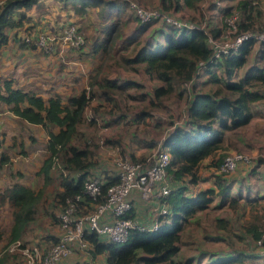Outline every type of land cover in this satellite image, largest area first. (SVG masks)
<instances>
[{
	"label": "crops",
	"instance_id": "1",
	"mask_svg": "<svg viewBox=\"0 0 264 264\" xmlns=\"http://www.w3.org/2000/svg\"><path fill=\"white\" fill-rule=\"evenodd\" d=\"M140 1L143 4H151V6L162 5V0ZM240 1L201 0L198 8L183 4L179 12H189L191 19L193 18L197 22L201 20L209 23L212 27H217L223 25V14L231 6V3L239 4ZM259 1L261 14L258 24L264 26V0ZM66 2L63 0H42V4H35L27 9L28 18L24 20L22 25L4 27L8 39L4 42L0 41V76L12 79L14 86H22L41 94L46 102L56 93H60L63 96V101H67L69 96L67 94L77 90L76 84L72 80L81 79L82 82L84 80L81 88L75 94L86 88L91 89L93 95L84 110V121L79 127L78 134L72 138V144L81 148L88 147L91 152V162L84 170L71 169L65 170V173H69L71 177L76 179L84 171H87L90 175H112L114 165L117 164L118 166V160L122 158H142L152 149V145L163 139L176 125L184 124L181 116L185 113L189 97H191V93L189 94L188 91L191 89L192 80L185 82L180 87H174L169 93L157 96L156 88L164 84V81L150 74L146 70L144 62L130 64L122 59L124 53L121 54V51H128L130 46L134 48L146 41H153L155 45L164 43L161 26L156 24L158 27H153V22H140L130 8L129 0H103L102 3L87 4L86 9L83 11H77L72 0L69 4ZM66 4L70 6H66ZM78 4L80 3L78 2ZM75 10L78 12L77 15L91 17V14H102L103 17L102 20L101 18H95L100 20L102 25L99 26V30L91 31L92 36L90 37L89 46L87 45L84 48L88 47L85 53H81L80 60L77 59L75 53L69 54L66 50L46 52L39 46L22 41L23 35L32 29L31 25L36 22L38 15L40 20L37 22V26H41L42 22L48 21L56 14H60L59 17L65 19L67 13L73 15L76 12ZM90 11L92 13L88 14L87 12ZM113 22L117 23V38L115 37L113 42L109 44L106 42L105 37L110 24ZM131 51L133 49L129 53ZM99 52L102 54L101 59L98 58ZM93 59L99 60L91 62ZM257 68L264 69V41H256L248 53L246 61L233 72L231 80H240ZM216 72L219 76L226 74L223 67H217ZM106 77L117 79L121 82L120 87L115 90L102 87L101 82H104ZM212 81L210 74H205L197 80L196 85L198 88L207 91L211 87H217L218 83ZM251 86L261 92V97L252 102L253 116L251 121L245 125L223 131L224 147L202 161L198 172L200 179L197 183H190L189 176L181 182L171 180L172 188L178 185H187L186 194L189 196H194L206 188H215L217 191L210 206L205 210L198 211L196 216L186 222L182 232V243L177 258L182 260L192 259V264H212L224 258H231L235 254L210 253L208 249H204L201 242L196 247L197 253H187L189 247L194 248L190 245L194 242L191 239L193 231L202 224L201 216L205 215L209 209L230 207L231 212L229 215L216 217L213 225L226 234H233L244 240L242 234L232 232L234 221L232 215L235 214L238 218H240V215L244 217L245 212H248L246 208L252 207V209H255L261 204L264 205V157H260L257 163L251 161L239 164L238 169H245V167H248V169L242 177L241 185L243 188H239L237 192L233 191V187L235 183L239 182V179L233 183L229 178V174H222L229 185V190L226 193L219 191L216 185L217 175L215 176L212 173L211 176H202L200 174L203 162L209 160L210 165H213V161L223 155V151L239 149V145L250 149L256 147L257 151L261 146L264 150V79ZM107 93L111 96V99L107 98ZM175 94L185 100L184 106L182 105V115L177 111L175 103L167 101L172 96L176 97ZM155 110L165 113L166 116L157 115ZM173 115L176 117L180 115L179 123L175 124ZM54 130L58 131L59 127H54ZM48 142L49 135L42 124L26 120V118L15 113L10 108V104L0 100V192L11 187L14 183H22L31 187L40 195L36 212L40 210L41 212L50 213L51 208L61 209L58 193L62 192L64 188L61 184V167L58 162L51 163L48 172L49 180L46 179L45 174L41 173L44 163L50 157ZM104 153L106 155H103ZM254 174H257L263 184L254 180ZM205 180H212L213 185H201ZM161 184V182L156 184L155 191L159 190ZM246 188L249 190L256 189V192L251 191L252 193L255 192L256 195L243 193ZM234 198L237 199L238 204L232 206ZM132 200L134 203L133 218L146 229L152 230V226L160 216V211L166 202L156 196L144 198L137 189L132 191ZM217 200H219V203H216ZM4 214H7L6 220L9 224V232L7 230L0 241V249L6 236L9 237V245L0 254V260L3 259L2 264H25L21 250L19 248L10 249L15 241L10 242L13 208L9 201L0 202V222L4 218ZM50 215L45 216L42 226H39L40 229H34V232L43 235L41 239L36 241L33 237L27 238L29 228H33L37 222L35 213V218L28 223L19 238L21 247H35L41 252H45L50 243L57 240L60 234L58 226L53 228V231L44 229L47 219L53 216L51 213ZM221 217L229 220L230 230H224L216 226V220ZM250 225L254 224L244 223L243 227L247 238L253 236L246 227ZM256 226L260 229V225ZM206 236L211 238V241L225 242L224 238H226L223 235L209 236L205 234L204 237ZM255 240L256 238L253 241ZM229 243H235L232 237L228 239V246ZM255 246L260 251L253 252L256 255H251V253V257L257 256L264 259V246L258 244ZM241 253L244 254L242 260H232L231 258V260L219 264L242 262L245 257L249 256L247 252L241 251ZM90 260H93L95 264H108L105 253L92 257L89 251H74L69 257L63 259L60 264H83ZM262 264H264L263 261Z\"/></svg>",
	"mask_w": 264,
	"mask_h": 264
},
{
	"label": "trees",
	"instance_id": "2",
	"mask_svg": "<svg viewBox=\"0 0 264 264\" xmlns=\"http://www.w3.org/2000/svg\"><path fill=\"white\" fill-rule=\"evenodd\" d=\"M200 1L162 0L161 7L171 12H179L183 4L198 8ZM102 2L103 0H72L77 11L85 10L87 4ZM259 3L260 1L253 3L251 0H241L236 4V8L240 11L238 19L240 30L264 29V26L258 24L261 14ZM35 4H42V0L0 2V41L4 42L8 39L4 27L22 25L28 18L27 9ZM229 8L223 15L232 11L233 8ZM138 20L143 22L139 18ZM191 20L195 21L193 18ZM195 23L198 25L191 28H179L163 23L161 28L164 43L155 45L153 41H146L132 48L131 53L122 55V59L130 64L144 62L150 74L164 81V84L156 88L157 96L169 93L174 87H180L192 80L191 89L188 91L191 97L185 113L181 116L185 125H176L163 139L152 145V149L163 145L169 150L171 161L168 173L171 179L181 182L189 176L190 183L199 181L198 172L202 161L224 147L223 131L251 121L252 102L261 97V92L253 89L251 85L264 79V69L257 68L240 80H231L235 69L246 61L248 53L256 43L255 38L244 40L236 49L211 61L213 49L208 41L209 33L217 36L222 32L223 26L212 27L201 20ZM117 32V23H111L105 37L106 42L111 44ZM201 63L207 65L202 72L197 73ZM217 67H223L226 74L219 76L216 72ZM205 74H210L212 82L218 83L217 87H211L207 91L197 87V80ZM120 83L117 79L106 77L104 82H101V86L115 90L120 87ZM185 89L187 90L186 87ZM92 95L91 89L85 88L78 94L69 95L67 101H63V96L56 93L46 102L41 94L22 86H14L12 79L0 76V100L10 104V108L26 120L42 124L49 135L50 157L44 163L41 173L49 180L51 163L60 164L61 184L64 188L58 193L61 207L66 204L68 198L84 194V182L91 176L84 171L76 179L65 173V170H84L91 162L89 148L76 147L72 144V138L78 134L79 127L84 121V110ZM107 98L111 99L108 93ZM56 126L59 127L58 131L53 129ZM224 157L225 154L220 155L213 161V165L219 169ZM222 174L224 173L221 172L216 176V185L221 193H226L229 185ZM104 180L102 194L97 201L107 198L108 188L118 180V177L107 175L104 176ZM186 190L187 185H178L168 194L160 197L169 205V212L159 216V227L155 230L132 229L125 242L105 241L96 232L88 231L87 238L90 242L88 251L91 256L96 257L105 253L108 264H192V259L177 258L182 243V232L186 222L196 216L198 211L210 206L217 191L215 188H206L194 196H189ZM39 197L34 189L22 183H14L0 192V202L9 201L13 208L10 242L19 240L28 223L35 218ZM85 197L84 211H88L94 207L96 201L91 202L88 196ZM237 204V199L234 198L232 206ZM129 216H133V212ZM229 223V220L223 217L216 220V226L224 230H230ZM246 227L256 241L264 233L256 225ZM4 235L5 230L0 222V241ZM243 256V253L238 252L231 258L242 260ZM231 258H224L212 264L226 262ZM24 262L27 264L25 259ZM2 263L3 259L0 260V264Z\"/></svg>",
	"mask_w": 264,
	"mask_h": 264
},
{
	"label": "built area",
	"instance_id": "3",
	"mask_svg": "<svg viewBox=\"0 0 264 264\" xmlns=\"http://www.w3.org/2000/svg\"><path fill=\"white\" fill-rule=\"evenodd\" d=\"M2 0H0L1 2ZM258 3L259 0H251ZM129 6L135 15L143 22H158L175 25L179 28L194 27L198 24L183 19L175 12L165 10L160 6H148L138 0H129ZM240 11L233 8L223 18L222 32L214 36L209 33L208 41L213 49L212 59L221 58L225 53L236 49L248 38H255L256 41H264V29L262 30H240L238 19ZM64 42L73 48H81L85 45V37L79 32L74 24L68 25L61 34ZM31 37L27 36L29 40ZM32 40V38H31ZM32 43V42H28ZM37 45L44 50L52 51L54 46L47 43L44 34L38 37ZM207 63H201L197 73L202 72ZM158 147V148H157ZM156 152L149 159L124 158L118 161V180L113 183L107 191V198L97 201L102 194L104 176L91 175L84 182V194L68 198L66 204L61 207L59 216L61 222V234L56 243L45 252L35 247H21L19 240L15 241L11 250L19 248L27 264H60L73 251H87L90 242L87 232L94 231L103 240L109 242H125L130 236L132 229L145 230L146 227L135 221L133 216L134 203L132 191L137 189L144 198L151 196L162 197L168 194L171 187V176L168 167L171 155L163 145L157 146ZM252 158L243 152H233L226 155L219 167V171L228 174L236 170L241 162L249 163ZM161 182L159 190L155 186ZM85 196L91 202H95L91 210L84 211ZM169 212V205L161 209L160 215ZM159 217L152 226V230L159 227ZM258 245H264V233L257 241ZM83 264H94L92 260Z\"/></svg>",
	"mask_w": 264,
	"mask_h": 264
},
{
	"label": "rangeland",
	"instance_id": "4",
	"mask_svg": "<svg viewBox=\"0 0 264 264\" xmlns=\"http://www.w3.org/2000/svg\"><path fill=\"white\" fill-rule=\"evenodd\" d=\"M138 1H140V0H138ZM64 2H66V1H64ZM66 3H68V4L71 3V0H68ZM68 4H66V6ZM145 5L151 6V4H145ZM68 6H70V5H68ZM229 7L236 8V4H232L231 3V6H229ZM182 12H175V13L178 14L179 16H181L183 19H187V20L192 21L191 18L189 17L190 16L189 12H184V11H182ZM87 13L88 14L92 13V11L87 12ZM77 14H78L77 11L74 12L73 15L71 13H67L66 14L67 18H65V19H61L59 17L60 14H56L55 16H52L48 21L42 22L40 24L41 26H37V22L40 20V17L38 15V19H36V22L33 25H31L32 29L28 30L23 35L22 41L23 42L25 41L26 43H28L30 41L32 43H28V44H30V45L34 44L35 46H38L37 43H36V42H38V37L41 36L42 34H44L45 37H46L47 43L50 42L54 46L53 52L55 50L58 51V52L66 50L69 54L75 53L77 55L76 56L77 59L80 60V58L82 56L81 53L82 52L85 53V51L87 50L88 47L86 49H84V48L87 45L89 46L90 37L92 36L91 35V31L99 30V26L102 25L101 21L97 20L95 18H101V20H102L103 17H102V14H99V15H92L91 14V17L82 16L81 14L77 15ZM223 16H225V15H223ZM90 20H96V21H92L91 22ZM192 22H197V20L192 21ZM70 24H74L78 28L79 32H81L84 35L86 42H85V45L83 47H81V48H73L69 44L64 42L63 38L61 37V34L64 32V29ZM156 24L158 26H161L163 24V22L154 21L153 22V27H158V26H156ZM42 26H44L45 28L42 27ZM27 36L31 37L32 40H31V38L29 40H27L26 39ZM118 41H120V39H118ZM41 49L44 50L43 48H41ZM131 49H132V46L129 47L128 51H121V54H123V53L124 54H129V51ZM44 51L49 52L47 50H44ZM98 58L99 59L102 58V54L100 52L98 53ZM99 59H93V60H91V62H97ZM72 81L76 84L75 85L76 89H77L76 91H78L81 88L82 83L84 82V80L82 82L81 79L72 80ZM52 83H54V82H52ZM76 91L75 92H71V93H69L67 95L75 94ZM178 97H179L178 95H176V97L172 96L167 101L170 102V103H175V106H177V109H178L177 111H179L180 115H182L183 112H181V111H182V108H183V106L185 104V102H184L185 100H183V98H180V97L178 98ZM155 112H156L157 115L162 114V115L166 116L165 113H163V112H161L159 110H155ZM173 116L175 118V120H174L175 124L179 123L180 122L179 116L178 117H176L175 115H173ZM53 129H54V127H53ZM157 148L150 149L145 155L142 156V157H144L142 159L146 160V159L151 158L154 155V153L157 151L156 150ZM259 148H260L259 151H257L256 147L250 149V148H248L246 146L239 145V149L223 151V154H225V156H226V155H228L230 153H233V152H243V153L249 155L252 158V161L257 163L258 159L260 157H264V150H262L263 148L261 146ZM103 155H106V154L104 153ZM122 159H124V158H122ZM122 159H120V160H122ZM137 159H140V158H137ZM118 161H117V163H118ZM246 169H248V167H245V169L244 168H240V169L237 168L233 172L228 173L229 174V178L232 180L233 183L235 181H237V179H239V182L235 183V185L233 187V191L234 192H237V190L239 188H241V189L243 188V186L241 185L242 184V177H243V174L245 173ZM118 171H119V166H117V164H116V166L114 165L111 174L112 175H117ZM212 173L216 176V175L220 174V171H219V169L215 168V166L210 165V161L209 160H206L205 162H203V164L201 166L200 174L202 176H204V175L205 176H211ZM254 176H255V178H254L255 181L256 180L257 181L261 180L257 176V174H254ZM261 183L263 184V182H261ZM201 185H203V186H209L210 185L211 186V185H213V181L212 180H205V181H203L201 183ZM201 185H199V186H201ZM251 191H255L256 192V189L249 190L248 188H246V189H244L243 193L250 194V193H252ZM255 192L252 193L253 196L256 195ZM216 203H219V200H217ZM51 209L52 210L49 211V212L51 214H53V216L51 217L52 219L51 218L47 219L46 226L44 227V229L46 228L48 230H52L53 231V228H57V226H58L59 229H60V234H61V222H60V218H59V216L61 214V211L58 210V209H54V208H51ZM246 210H248V212L247 211L245 212L244 217L240 215V218H238V217H236L235 214L232 215L234 217L232 232H236V233L242 234L244 236V238H243L244 240L238 238L236 235L229 234V233L226 234L224 231L215 228L214 225H213L214 224L213 223L214 219L216 217H218V216H225L226 217V216L229 215V213L231 212L230 207H223V208H220V209H217V208H213L212 209L211 208V209L208 210V212L205 215L203 214V216H201L202 217L201 218L202 224H200V226L198 228L194 229L193 234H192V238H191L194 242L190 244L191 246H194V248H190L189 247L187 253H189V254L197 253L198 250H196V247L201 242V245L204 247V249H208V251H210V253H213V254L218 253V254H226L227 255L228 253L229 254L230 253L233 254V253H238V252H241V251L249 253V256L247 258L245 257V259L242 262H236V263H231V264H262V261L264 262L263 258H259L257 256H255V257L252 256L251 257V255H253V254L256 255V253H253V252L260 251V249H257V247L255 246L257 244L258 240L257 241L256 240L253 241L254 238H253L252 235H251L252 238H247L245 230L243 229V227H244V223L245 224L246 223H252L254 225H260V229L262 231H264V205L261 204L260 206H258L255 209H252V207H248V209L246 208ZM43 213H44V215H43ZM50 213H47L45 211L41 212L40 210L36 212V219H37L36 224H37V226H36V224H34L33 228H29V232H28L27 238L33 237L37 241L38 239H41L43 237V235H41L42 233H39V232L36 233V232H34V229H40V227L42 226V223L44 222L45 216H47V214L50 215ZM9 215H10V213H9ZM3 216H4V218L1 219V224H2L3 229L5 230V234H6L7 230L9 232V226H8L9 224L7 223L8 221L6 220L7 214H4ZM205 234H208L209 236H212V235H223L227 239L224 238L225 242H223V241H211V238H208L207 236L204 237ZM231 237L233 238L235 243H229V246H228L227 242H228V239H231ZM8 240H9V237L6 236L5 240L2 242V246H1V249H0V254L2 252H4L5 247H7L9 245ZM57 240H58V238H57ZM57 240L54 241V242H51L50 245L48 246V249L51 248V246L54 243H56ZM259 246H264V245H259ZM94 264H95V262H94Z\"/></svg>",
	"mask_w": 264,
	"mask_h": 264
}]
</instances>
